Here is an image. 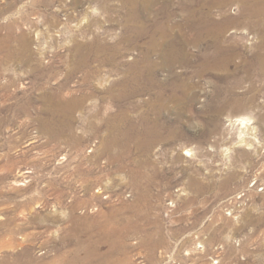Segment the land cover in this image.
Masks as SVG:
<instances>
[{
  "label": "rangeland",
  "instance_id": "rangeland-1",
  "mask_svg": "<svg viewBox=\"0 0 264 264\" xmlns=\"http://www.w3.org/2000/svg\"><path fill=\"white\" fill-rule=\"evenodd\" d=\"M0 264H264V0H0Z\"/></svg>",
  "mask_w": 264,
  "mask_h": 264
},
{
  "label": "bare ground",
  "instance_id": "bare-ground-1",
  "mask_svg": "<svg viewBox=\"0 0 264 264\" xmlns=\"http://www.w3.org/2000/svg\"><path fill=\"white\" fill-rule=\"evenodd\" d=\"M251 9L254 11V12H258L259 11V8L257 7V6H252L251 7ZM89 55V54H88ZM85 57V56H84ZM83 60V59H82ZM89 60V59H88ZM87 61V60H86ZM113 61H115V60H113ZM78 63H80V61L78 62ZM82 64V63H81ZM139 85V84H138ZM72 101V100H71ZM75 101V100H74ZM52 103H53V101H52ZM62 107V108H64V107H73L74 106V104H73V102H71V103H63V102H61V103H59V107ZM58 107V106H57ZM142 142V141H141ZM145 144V143H144Z\"/></svg>",
  "mask_w": 264,
  "mask_h": 264
}]
</instances>
